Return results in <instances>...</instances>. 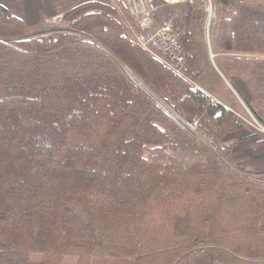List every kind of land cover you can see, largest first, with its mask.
<instances>
[{
    "label": "trees",
    "instance_id": "16d2710c",
    "mask_svg": "<svg viewBox=\"0 0 264 264\" xmlns=\"http://www.w3.org/2000/svg\"><path fill=\"white\" fill-rule=\"evenodd\" d=\"M215 5L228 80L213 95L189 29L202 2L187 7L182 72L107 0L68 8L47 34L0 3V264H264V174L231 165L223 143L247 123L238 97L264 123V0ZM128 69L197 115L216 149Z\"/></svg>",
    "mask_w": 264,
    "mask_h": 264
},
{
    "label": "rangeland",
    "instance_id": "374dc122",
    "mask_svg": "<svg viewBox=\"0 0 264 264\" xmlns=\"http://www.w3.org/2000/svg\"><path fill=\"white\" fill-rule=\"evenodd\" d=\"M111 3L114 4L113 0H107ZM198 2H202V11L204 12V18L203 21L200 22H192L189 23V29L195 34V44L198 49V58L197 60L195 59V65L203 72V86L210 90L212 94L214 95V90L217 88L219 82L227 81V77L224 75V73L220 70L217 64V55L219 54L218 52L215 51L214 49V26H215V21L217 19V11H216V5H215V0H193V1H178L174 3H163L161 6H159L158 12L156 14V23H161L165 19H172L176 22V25L178 27V30L181 32L182 36V41H184L186 37V31L188 30L187 27V21H186V15H187V7L189 4H197ZM64 12V11H63ZM63 12L56 14L54 17H49L46 20L43 21H35L32 19H27L26 23L29 26L30 32L33 33H49L51 30L57 28L61 24V19L63 16ZM121 14V13H120ZM125 19V18H124ZM127 20V19H125ZM131 20V19H130ZM130 23H134V19L132 21H128ZM130 30V29H129ZM133 34V31L130 30ZM134 36V34H133ZM184 51H185V45H184ZM186 57V53H185ZM197 57V56H196ZM185 65V61H184ZM128 72L134 77L136 76L138 79L139 77L131 70L128 69ZM133 77V76H132ZM139 84V83H138ZM140 86L146 87L147 85L145 83L140 82ZM143 87V88H144ZM148 87V86H147ZM149 88V87H148ZM152 92L153 90L149 88ZM156 94L155 92H153ZM151 95V94H150ZM153 96V95H151ZM158 102H160L163 106L166 104L164 107L166 110L180 123H182L180 117H183V119H189L185 118L182 113L180 112L179 108L175 107L174 105H170L166 103L163 99H161L157 94L153 96ZM216 100L220 99L224 101L227 105L232 106V103H235L233 100H230L227 98L225 95L219 94V96H214ZM240 101H242L243 109H240L239 112L242 113L240 114L244 119L250 118L249 114V109L243 102V100L238 97ZM164 103V104H163ZM197 116V115H192ZM190 117V118H191ZM198 117V116H197ZM199 118V117H198ZM200 119V118H199ZM202 122V121H201ZM203 123V122H202ZM261 123V122H260ZM183 124V123H182ZM264 124V123H263ZM203 125H205L203 123ZM247 128H249L252 133H254L257 138H260V142L264 143L262 140V131L259 129L253 127L250 125V123L245 124ZM207 126V125H205ZM208 127V126H207ZM244 127V126H243ZM206 128V127H205ZM242 128V127H241ZM209 132L206 130H201L199 129V132H195V136L198 138H201L205 142H208L210 145H212L210 142H213V144L216 145L214 138L212 137V134H210V127H208ZM240 128L236 129L239 130ZM236 130H233L229 133H227L224 138H223V143H224V151L227 152L225 156L226 161H228L231 165H233L236 168L242 169V170H247V173L251 174L252 176H258L259 174H264V158H258L254 159L249 157V153L247 149H242L238 154L240 155V163H236L233 158H232V144L234 142V135L229 136L231 133L235 132ZM193 133L192 131H190ZM207 132V134H205ZM205 136V137H204ZM207 143V144H208ZM213 147L216 146L213 145ZM246 172V171H245ZM33 258L39 260L42 258V255L34 254ZM68 260H71L67 258Z\"/></svg>",
    "mask_w": 264,
    "mask_h": 264
},
{
    "label": "built area",
    "instance_id": "2783aa9c",
    "mask_svg": "<svg viewBox=\"0 0 264 264\" xmlns=\"http://www.w3.org/2000/svg\"><path fill=\"white\" fill-rule=\"evenodd\" d=\"M178 1L184 0H113L119 12H127L134 19V23L128 24V28L133 31L138 43L159 57L160 55H164L168 65L176 71L182 72L185 61L184 42L182 41L181 32L178 30L176 22L169 18L159 24L156 23V14L159 6L163 3ZM249 114L250 118L245 119L247 123L264 132V124L260 123L251 111H249ZM179 118L183 125L193 133L199 132V129L209 132L208 127L203 125L197 116L189 119H183L180 116ZM210 143L212 147L213 145L215 146L213 142Z\"/></svg>",
    "mask_w": 264,
    "mask_h": 264
},
{
    "label": "crops",
    "instance_id": "0c3cea01",
    "mask_svg": "<svg viewBox=\"0 0 264 264\" xmlns=\"http://www.w3.org/2000/svg\"><path fill=\"white\" fill-rule=\"evenodd\" d=\"M84 1L87 0H0V3L25 21L27 19H32L39 22L51 16L54 17L56 14ZM120 13L127 21L133 20L129 13ZM233 135L235 136L232 137L235 143H231V156L236 163L241 164L239 159L240 155L238 153L242 151V149H247L249 157L251 158H264V143H261L260 138H257L247 126L236 130L229 136Z\"/></svg>",
    "mask_w": 264,
    "mask_h": 264
},
{
    "label": "water",
    "instance_id": "95a60500",
    "mask_svg": "<svg viewBox=\"0 0 264 264\" xmlns=\"http://www.w3.org/2000/svg\"><path fill=\"white\" fill-rule=\"evenodd\" d=\"M132 78L137 82V83H139L140 84V82H142V83H144L140 78L138 79L137 77H134V75L132 74ZM141 85V84H140ZM142 87H144V86H142ZM144 89H146L151 95H153V96H155L156 94H154L147 86L146 87H144ZM164 104V103H163ZM166 104H164V106H165Z\"/></svg>",
    "mask_w": 264,
    "mask_h": 264
},
{
    "label": "bare ground",
    "instance_id": "6f19581e",
    "mask_svg": "<svg viewBox=\"0 0 264 264\" xmlns=\"http://www.w3.org/2000/svg\"><path fill=\"white\" fill-rule=\"evenodd\" d=\"M136 77V76H135Z\"/></svg>",
    "mask_w": 264,
    "mask_h": 264
}]
</instances>
